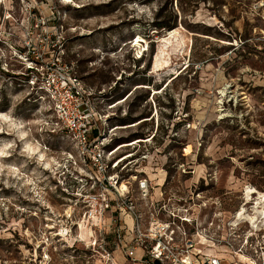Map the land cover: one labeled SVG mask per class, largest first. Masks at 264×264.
<instances>
[{
    "label": "rangeland",
    "instance_id": "obj_1",
    "mask_svg": "<svg viewBox=\"0 0 264 264\" xmlns=\"http://www.w3.org/2000/svg\"><path fill=\"white\" fill-rule=\"evenodd\" d=\"M41 11L59 17L66 59L108 97L109 127H125L115 137L144 140L119 151L133 154L125 176L151 178V196H189L204 223L253 213L264 192V0H41ZM6 16L26 17L21 0L0 5V264H105L94 229L68 216L76 192L62 191V164L75 152L20 82V25Z\"/></svg>",
    "mask_w": 264,
    "mask_h": 264
},
{
    "label": "built area",
    "instance_id": "obj_2",
    "mask_svg": "<svg viewBox=\"0 0 264 264\" xmlns=\"http://www.w3.org/2000/svg\"><path fill=\"white\" fill-rule=\"evenodd\" d=\"M21 5L26 17L20 22L5 17L20 25L21 35L12 47L22 64L18 79L30 98L54 114V132H63L75 152L63 168L60 165L69 178L62 191L76 192L70 196L75 208L68 216H79L94 229L99 240L92 245L101 248L105 264H118L114 249L130 260L150 264H264V217L259 216L255 226L247 222L241 227L234 221L237 211L225 221L214 212L204 223L202 206L189 207V196H151L155 190L151 178L136 170L128 177L122 173L133 154L119 153L126 142L115 137L117 126L109 127L110 114L101 107L108 97L87 85L78 66L66 59L64 24L55 12L49 16L41 11V0H21ZM75 167L84 174L76 170L75 176L71 174ZM211 249H223L235 259L208 253Z\"/></svg>",
    "mask_w": 264,
    "mask_h": 264
},
{
    "label": "bare ground",
    "instance_id": "obj_3",
    "mask_svg": "<svg viewBox=\"0 0 264 264\" xmlns=\"http://www.w3.org/2000/svg\"><path fill=\"white\" fill-rule=\"evenodd\" d=\"M133 43L135 45H140V47H141V44L140 43H142V39L140 38V36H138L135 39H133ZM121 102L122 101H119V103H121ZM222 103H223V101H222ZM0 115L4 119H8V116L7 115L1 114V113H0ZM131 126H133V125H128L126 127H131ZM119 128H125V127L119 126V127H116L115 129H119ZM24 135H25L24 134V131H21V137H22V139H25L26 138ZM139 141H144V140L141 139V140H137L135 142H139ZM135 142L129 143V144H126L125 143V144L121 145L120 148H124V147L130 146V145L134 144ZM25 147H28V149L31 148V144L29 143L28 140L25 142ZM186 150L189 151L190 150V146H188V148ZM2 152L4 153V151H2ZM36 153L39 154V156H40V159L39 160L41 161L42 160L41 156L43 155L42 154V151L37 150ZM2 156H4V155H2ZM255 192H257L255 187H253V186H246L245 187V193H244V195L247 198V200H250L252 194H254ZM257 194H258L257 195L258 197L255 199L254 203H252L253 213L248 214L246 208L242 207L235 214V218H234V221L235 222H239L240 220H246L247 222H249L250 224H252L253 226H255V225H257V222L259 221L258 220L259 216L260 217H264V207H263V205H264V192L258 191ZM244 204L246 205V202ZM245 205H243V206H245ZM260 205L262 207L259 209L258 206H260ZM81 235L84 238H87V232H86V230L84 228H82V230H81Z\"/></svg>",
    "mask_w": 264,
    "mask_h": 264
},
{
    "label": "crops",
    "instance_id": "obj_4",
    "mask_svg": "<svg viewBox=\"0 0 264 264\" xmlns=\"http://www.w3.org/2000/svg\"><path fill=\"white\" fill-rule=\"evenodd\" d=\"M129 222L131 223V220H129ZM108 237L111 238V234H109ZM113 252H114V256L118 264H150V263H145L143 261L130 260L126 256H124V254L119 249H114ZM208 253L217 254L219 256H224V257H229L231 260L235 259L231 255L226 253L225 250L223 249H211V250H208Z\"/></svg>",
    "mask_w": 264,
    "mask_h": 264
}]
</instances>
